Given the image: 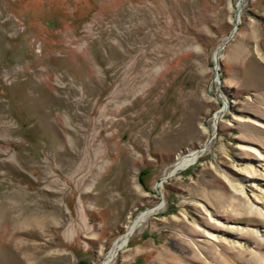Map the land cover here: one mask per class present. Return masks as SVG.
Masks as SVG:
<instances>
[{"label": "rangeland", "instance_id": "obj_1", "mask_svg": "<svg viewBox=\"0 0 264 264\" xmlns=\"http://www.w3.org/2000/svg\"><path fill=\"white\" fill-rule=\"evenodd\" d=\"M86 256L264 264V0H0V264Z\"/></svg>", "mask_w": 264, "mask_h": 264}, {"label": "bare ground", "instance_id": "obj_2", "mask_svg": "<svg viewBox=\"0 0 264 264\" xmlns=\"http://www.w3.org/2000/svg\"><path fill=\"white\" fill-rule=\"evenodd\" d=\"M257 150V149H256ZM259 151V150H258ZM193 154V152H191L190 153V155H192ZM198 158V155H192L191 157H185V158H183L182 159V162L180 163V164H178V166L176 167V169H179V168H184V167H186V166H189L190 164H192L196 159ZM252 168V167H251ZM248 171V173H254V170L253 169H248L247 170ZM232 186L235 188V190L237 191V192H241V191H243V189L242 188H239L238 187V185L237 184H235V183H232ZM135 226V223H132V224H130L128 227H127V229H128V231L127 232H129L133 227ZM125 238V235L123 236V237H121L118 241H116V243H115V245H114V249H117L118 248V246H119V244L121 243V241L123 240Z\"/></svg>", "mask_w": 264, "mask_h": 264}, {"label": "water", "instance_id": "obj_3", "mask_svg": "<svg viewBox=\"0 0 264 264\" xmlns=\"http://www.w3.org/2000/svg\"><path fill=\"white\" fill-rule=\"evenodd\" d=\"M76 264H92V259L90 256L81 257Z\"/></svg>", "mask_w": 264, "mask_h": 264}]
</instances>
